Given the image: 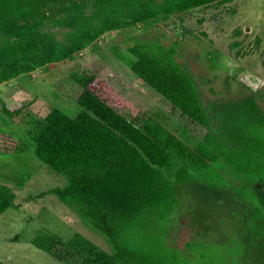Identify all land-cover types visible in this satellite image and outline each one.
Masks as SVG:
<instances>
[{
	"label": "trees",
	"instance_id": "1",
	"mask_svg": "<svg viewBox=\"0 0 264 264\" xmlns=\"http://www.w3.org/2000/svg\"><path fill=\"white\" fill-rule=\"evenodd\" d=\"M228 1L129 0L125 20L118 11L104 15L100 9L82 18L85 4L76 0H0V83L47 63L73 60L108 30L139 23L149 27L175 12ZM54 11L66 16L53 17ZM53 18L70 27L61 37L45 28ZM123 50L119 59L138 78L208 131L189 146L160 115L132 104L100 74L73 73L82 89L76 99L81 110L73 117L59 108L50 110L36 135L35 156L64 179L62 186L45 193L56 194L103 233L113 250L79 232L66 240L51 236L35 241L64 264H174L153 251L143 231L175 210L178 186L172 170L179 165L225 187L232 181L217 163L222 160L246 181L243 194L254 204L260 198L256 186L264 185V111L254 97L212 119L174 49L148 40ZM14 198L9 187L0 185V213L15 205ZM207 258L209 264L225 263L218 250Z\"/></svg>",
	"mask_w": 264,
	"mask_h": 264
},
{
	"label": "rangeland",
	"instance_id": "2",
	"mask_svg": "<svg viewBox=\"0 0 264 264\" xmlns=\"http://www.w3.org/2000/svg\"><path fill=\"white\" fill-rule=\"evenodd\" d=\"M76 1L85 4L82 18L100 9L104 15L118 11L127 19L129 0ZM70 12L76 14L73 8ZM52 15L66 16L59 11ZM55 21L46 22L45 28L61 37L70 27ZM148 40L174 49L212 119L246 98L254 97L264 111V0L213 2L157 18L149 27L139 23L111 29L76 52L73 60L47 63L3 81L0 185L15 193V205L0 213V264H64L35 241L51 236L66 240L75 232L113 250L103 233L56 194L45 193L62 186L64 179L35 156L36 135L47 113L59 108L73 117L81 110L76 99L82 89L73 73L100 74L132 104L160 115L189 146L207 133V127L174 109L119 59L117 53L127 45ZM217 163L232 184L214 186L185 166L175 167L176 208L165 219L155 220L143 237L155 253L166 254L174 264H209L207 256L217 255V250L224 264H264V185L256 186L260 198L254 204L243 194V177L222 160Z\"/></svg>",
	"mask_w": 264,
	"mask_h": 264
}]
</instances>
